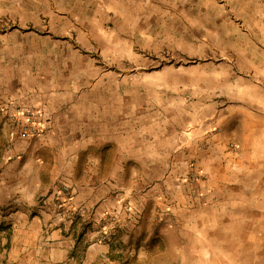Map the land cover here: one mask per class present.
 Segmentation results:
<instances>
[{
	"label": "rangeland",
	"instance_id": "374dc122",
	"mask_svg": "<svg viewBox=\"0 0 264 264\" xmlns=\"http://www.w3.org/2000/svg\"><path fill=\"white\" fill-rule=\"evenodd\" d=\"M46 95L115 128L122 182L97 222L45 197L71 234L49 258L1 222L0 264H264V0H0V155Z\"/></svg>",
	"mask_w": 264,
	"mask_h": 264
},
{
	"label": "crops",
	"instance_id": "0c3cea01",
	"mask_svg": "<svg viewBox=\"0 0 264 264\" xmlns=\"http://www.w3.org/2000/svg\"><path fill=\"white\" fill-rule=\"evenodd\" d=\"M34 95H26L23 102H36ZM60 97L46 95L47 130L42 135L11 140L0 155V223L16 226L12 251L23 257L49 258L51 248L69 247V228L58 226L59 215L46 206L45 197L51 192H60L62 185L70 188V202L64 205L71 213L97 222L100 211L112 203L110 193L122 182L124 169L115 161L123 159L124 153L118 154L115 128L85 125V116L77 109L81 105L65 104ZM6 114L0 110V124ZM118 134L129 133L123 129ZM100 200L105 203L100 205ZM32 240H38V245Z\"/></svg>",
	"mask_w": 264,
	"mask_h": 264
}]
</instances>
